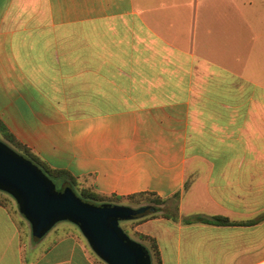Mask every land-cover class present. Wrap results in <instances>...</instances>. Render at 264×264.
<instances>
[{
	"label": "crops",
	"instance_id": "crops-1",
	"mask_svg": "<svg viewBox=\"0 0 264 264\" xmlns=\"http://www.w3.org/2000/svg\"><path fill=\"white\" fill-rule=\"evenodd\" d=\"M0 116L85 186L177 203L132 227L163 264H264V0H0ZM51 230L0 202V264H105Z\"/></svg>",
	"mask_w": 264,
	"mask_h": 264
},
{
	"label": "water",
	"instance_id": "water-1",
	"mask_svg": "<svg viewBox=\"0 0 264 264\" xmlns=\"http://www.w3.org/2000/svg\"><path fill=\"white\" fill-rule=\"evenodd\" d=\"M0 189L15 197L37 239L67 219L81 228L93 250L108 264H152L149 250L120 221L140 218L156 211L155 206L98 204L82 198L69 184L59 189L40 166L1 139Z\"/></svg>",
	"mask_w": 264,
	"mask_h": 264
},
{
	"label": "trees",
	"instance_id": "trees-1",
	"mask_svg": "<svg viewBox=\"0 0 264 264\" xmlns=\"http://www.w3.org/2000/svg\"><path fill=\"white\" fill-rule=\"evenodd\" d=\"M0 138L3 139L7 144L13 147L16 151L23 154L25 157L31 159L38 166H40L45 173H47L51 178L62 181V187L69 184L71 185L78 194L87 201L95 203H113L118 205H130L135 207H140L143 205H152L156 207V211L150 212L140 218H135L134 220L138 222L139 220L155 217L157 215L168 216L172 218H178V204L175 205V211L171 214L167 213L166 203L169 198H163L156 193L142 191L137 193H132L129 195H107L96 191L91 186H85L82 182H79L76 177L71 175L69 171L65 169L55 168L49 165L44 159H42L36 152H34L30 147L20 141L7 127L5 122L0 116ZM176 202L179 198V193H175L173 196ZM0 202H7L6 199L0 198ZM186 222H210L217 224H231L235 221L230 220V218L221 215H214L211 217H206L201 214L194 215L184 219ZM237 223V222H236ZM142 243L150 252L152 256V264H163L162 255L159 245L153 236L147 234H140ZM36 240L37 238L34 237Z\"/></svg>",
	"mask_w": 264,
	"mask_h": 264
},
{
	"label": "rangeland",
	"instance_id": "rangeland-1",
	"mask_svg": "<svg viewBox=\"0 0 264 264\" xmlns=\"http://www.w3.org/2000/svg\"><path fill=\"white\" fill-rule=\"evenodd\" d=\"M1 139V138H0ZM3 140V139H1ZM4 141V140H3ZM47 174V173H46ZM48 175V174H47ZM49 176V175H48ZM50 177V176H49ZM51 178V177H50ZM53 179V178H51ZM54 182L56 183L57 187L59 189L62 188V181L61 180H56V179H53ZM75 190V189H74ZM76 191V190H75ZM78 193V191H76ZM0 198L2 199H6L7 202H11L18 214V216L23 220L25 221L26 223L29 224V221L28 219L25 217V215L21 212L20 208H19V205L17 203V200L15 199L14 196H12L9 192H6L4 190H1L0 189ZM98 204H101V203H98ZM135 207V206H134ZM135 219V218H134ZM134 219H128V220H121L120 221V225L121 227H123V229L132 237L134 238L135 240L137 241H140L142 242V239L140 238L139 235H137L134 230H133V223L135 222ZM137 219V218H136ZM56 227H67V229H71V230H74L76 231L89 245L90 249L92 250V252L94 253V255H96V257L98 259H100L103 263L105 264H108L105 260H103L94 250L93 248L91 247L89 241L87 240V238L85 237L84 233L82 232L81 228L74 222H72L71 220H61L59 222L56 223V226L51 230L50 234H48L49 236H46L45 238V241L46 240H49L50 238H52L54 235H55V228Z\"/></svg>",
	"mask_w": 264,
	"mask_h": 264
}]
</instances>
